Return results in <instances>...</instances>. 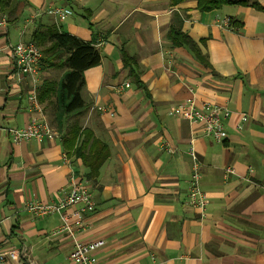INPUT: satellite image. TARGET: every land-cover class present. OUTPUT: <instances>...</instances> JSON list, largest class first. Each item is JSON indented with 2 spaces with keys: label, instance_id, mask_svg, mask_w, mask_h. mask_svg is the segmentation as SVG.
<instances>
[{
  "label": "crops",
  "instance_id": "1",
  "mask_svg": "<svg viewBox=\"0 0 264 264\" xmlns=\"http://www.w3.org/2000/svg\"><path fill=\"white\" fill-rule=\"evenodd\" d=\"M48 6L71 13L55 20L43 12ZM9 14L0 8L4 123L22 127L39 116L28 100L33 80L38 88L63 72L38 67L34 79L20 74L10 50L35 26L53 22L100 53L84 72L80 127L106 146L107 157L86 178L61 136L15 144L0 131V250L18 253L3 264H70L72 237L52 234L59 217H34L22 206L61 199L72 170L94 203L74 237L104 241L95 251L98 263L264 264V0L212 9L197 0H17ZM124 82L129 86L113 88ZM190 97L229 109L223 141L205 136L200 123L168 115ZM242 113L248 118L238 130ZM191 144L204 215L187 203Z\"/></svg>",
  "mask_w": 264,
  "mask_h": 264
},
{
  "label": "built area",
  "instance_id": "2",
  "mask_svg": "<svg viewBox=\"0 0 264 264\" xmlns=\"http://www.w3.org/2000/svg\"><path fill=\"white\" fill-rule=\"evenodd\" d=\"M43 12L55 20H60L68 16L71 10L60 6H48ZM222 23L230 27L227 18L223 19ZM10 50L17 71L20 74L29 75L34 79L41 58L40 49L33 43L20 41L10 46ZM122 86H129V82L114 85L113 88L119 91ZM36 91L37 86L35 80H33L28 100L32 109L40 112L39 116L32 117L22 127L9 126L0 117V131L7 134L15 144L32 138L40 139L45 137L53 139L59 136L44 115ZM97 109L104 110L100 106ZM167 113L170 116L185 119L190 123H200L203 134L214 141L221 142L227 137L224 120L228 118L230 111L224 105L210 101H197L195 97H190L172 106L168 109ZM247 118V115L244 113L240 115V123L236 125L238 130H241ZM168 151L171 150L169 149ZM188 155L191 160V171L187 181V203L190 207L198 210L200 215H204L207 199L200 184V162L192 144L188 149ZM62 160L70 165L71 159L66 153H62ZM226 170L233 172L232 167H227ZM67 180L68 188L61 199L51 203L26 200L22 206V210L31 213L34 217L50 214H55L59 217L60 223L52 231V234L65 232L72 237V246L69 253L70 264H108L98 263L95 254V251L104 243L102 239L80 241L74 237V227L79 228L82 226L84 215L93 210L94 203L85 181L75 174L74 170L70 172ZM73 206H76V208L68 211ZM17 257L18 253L15 250H0V264H3L6 259L15 260Z\"/></svg>",
  "mask_w": 264,
  "mask_h": 264
},
{
  "label": "trees",
  "instance_id": "3",
  "mask_svg": "<svg viewBox=\"0 0 264 264\" xmlns=\"http://www.w3.org/2000/svg\"><path fill=\"white\" fill-rule=\"evenodd\" d=\"M197 1L201 9H212L231 0ZM16 3L17 0H0L3 14L9 16V11L14 9ZM25 42L33 43L40 49V69H63L57 79L42 80L36 91L38 101L42 104L44 113L48 115L50 125L62 137L67 152L71 151L72 155L81 158L86 168L84 176L94 177L107 157V148L92 137L90 130L84 131L80 127V117L86 109L80 91L84 85L85 70L96 66L100 61L98 49L92 41L82 40L60 30L53 22L35 26ZM122 58L124 64L127 63L128 57L125 53ZM87 147L88 151L84 153Z\"/></svg>",
  "mask_w": 264,
  "mask_h": 264
},
{
  "label": "rangeland",
  "instance_id": "4",
  "mask_svg": "<svg viewBox=\"0 0 264 264\" xmlns=\"http://www.w3.org/2000/svg\"><path fill=\"white\" fill-rule=\"evenodd\" d=\"M54 69H59L58 71H60V69H62V68H54ZM53 79V78H52ZM54 79H56V78H54ZM49 120V119H48Z\"/></svg>",
  "mask_w": 264,
  "mask_h": 264
}]
</instances>
